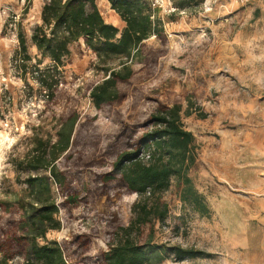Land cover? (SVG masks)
I'll return each instance as SVG.
<instances>
[{
	"label": "rangeland",
	"instance_id": "rangeland-1",
	"mask_svg": "<svg viewBox=\"0 0 264 264\" xmlns=\"http://www.w3.org/2000/svg\"><path fill=\"white\" fill-rule=\"evenodd\" d=\"M145 1L158 5L151 8L164 25L167 43L150 38L148 59L135 62L136 76L121 85V98L97 109L90 90L105 74L95 53L83 40L69 46L70 57L57 75L58 94L48 101L33 72L53 63L41 59L31 42L44 0H0V247L16 235L17 201L30 175L22 162L35 138L53 143L56 116L77 112L83 128L58 166L85 197L68 202L71 193L61 192L49 173L41 172L50 179L62 227L48 231L40 244L59 242L73 264H103L101 253L116 231L130 224L138 200L113 175V163L152 129L151 116L179 104L182 123L195 137L196 162L189 177L207 213L183 203L173 178L161 195L169 210L166 219L151 220L134 235L139 242L149 236L156 244L207 254L184 261L169 255L162 264L256 261V250L243 253L233 246L243 237L255 244L264 237V0H206L178 12L173 10L178 0ZM95 4L107 23L125 27L109 0ZM20 33L31 57L26 70L17 59ZM152 46L161 49L153 52ZM146 151L141 158L148 159ZM12 255L9 264H25L19 247Z\"/></svg>",
	"mask_w": 264,
	"mask_h": 264
},
{
	"label": "trees",
	"instance_id": "trees-1",
	"mask_svg": "<svg viewBox=\"0 0 264 264\" xmlns=\"http://www.w3.org/2000/svg\"><path fill=\"white\" fill-rule=\"evenodd\" d=\"M204 1L178 0L175 2L176 12L201 5ZM109 2L125 23L122 30L105 21L95 0H44L42 22L34 28L31 42L41 59H49L53 63L46 69L36 67L33 72L37 73L48 101L58 94L60 83L57 75L70 57L69 46L73 43L83 40L86 47L95 53L97 67L105 74L103 80L90 90V98L97 109L121 98V85L132 82L136 76L135 62L140 64L148 59L145 48L150 38H158L166 45L164 25L152 11L151 4L145 0ZM152 48L153 52L161 49ZM19 50L17 59L26 70L31 57L22 33L19 34ZM115 61L117 64L111 65ZM181 111L182 107L175 104L151 116L152 129L141 135L133 151L120 153L114 161L113 175L117 174L123 187L137 194L138 200L133 206L134 217L130 224L120 227L108 249L101 253L103 264H162L169 255H173L176 261L207 255L180 245L156 244L149 236L145 242H139L134 235L151 220L166 219L169 210L161 195L170 187L173 178L178 180L183 203L207 213L205 199L196 191L189 177V171L196 162L195 137L184 127ZM56 118L59 125L56 140L52 143L35 138L32 153L22 162L30 175L25 180V194L17 201L21 215L16 235L5 241L6 247H0V264H9L16 247L22 250L25 264H73L66 258L59 242L40 244L48 231L62 227L50 179L41 172L49 173L61 192L71 193L68 202L85 197V193L73 187L58 166L61 158L70 156L76 135L83 128L79 124L80 115L61 112ZM145 150L148 159L141 158ZM105 174L110 177L112 172Z\"/></svg>",
	"mask_w": 264,
	"mask_h": 264
},
{
	"label": "crops",
	"instance_id": "crops-1",
	"mask_svg": "<svg viewBox=\"0 0 264 264\" xmlns=\"http://www.w3.org/2000/svg\"><path fill=\"white\" fill-rule=\"evenodd\" d=\"M206 1V0H205ZM236 3H239L240 0H235ZM235 249H242L243 253L245 251H251V250H256L257 255L255 256L256 261L251 263V264H264V237H259L257 240L256 244L253 243L252 241L246 239V237H243V239L233 246ZM239 251V250H238Z\"/></svg>",
	"mask_w": 264,
	"mask_h": 264
},
{
	"label": "built area",
	"instance_id": "built-area-1",
	"mask_svg": "<svg viewBox=\"0 0 264 264\" xmlns=\"http://www.w3.org/2000/svg\"><path fill=\"white\" fill-rule=\"evenodd\" d=\"M151 5H152V7H156V6H158L157 4H155V2H152ZM173 10L176 12L177 9L174 8Z\"/></svg>",
	"mask_w": 264,
	"mask_h": 264
}]
</instances>
